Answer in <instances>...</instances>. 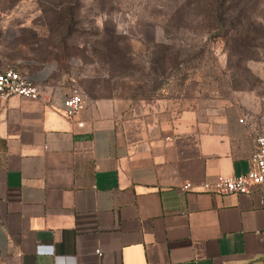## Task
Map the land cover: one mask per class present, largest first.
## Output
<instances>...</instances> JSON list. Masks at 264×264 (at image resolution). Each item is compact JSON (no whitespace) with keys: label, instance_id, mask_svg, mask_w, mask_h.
<instances>
[{"label":"crops","instance_id":"1","mask_svg":"<svg viewBox=\"0 0 264 264\" xmlns=\"http://www.w3.org/2000/svg\"><path fill=\"white\" fill-rule=\"evenodd\" d=\"M19 69L37 96L0 97V264H264V184L197 190L250 165L235 107L84 94L67 117L53 63Z\"/></svg>","mask_w":264,"mask_h":264},{"label":"rangeland","instance_id":"2","mask_svg":"<svg viewBox=\"0 0 264 264\" xmlns=\"http://www.w3.org/2000/svg\"><path fill=\"white\" fill-rule=\"evenodd\" d=\"M46 62L49 87L199 95L264 133V0H0V70Z\"/></svg>","mask_w":264,"mask_h":264},{"label":"built area","instance_id":"3","mask_svg":"<svg viewBox=\"0 0 264 264\" xmlns=\"http://www.w3.org/2000/svg\"><path fill=\"white\" fill-rule=\"evenodd\" d=\"M11 94L35 98L37 86L31 74L19 68L6 66L0 70V97ZM84 93L81 90L72 89L62 98L61 105L65 116L77 114L81 108ZM239 120H242L239 118ZM77 125L82 122L78 120ZM264 184V133L254 134V147L250 153V165L244 172L237 174L218 173L212 179L203 180L197 190L215 193H246L255 187ZM180 190H189L192 183L189 180L182 182ZM99 253V250L96 249Z\"/></svg>","mask_w":264,"mask_h":264}]
</instances>
